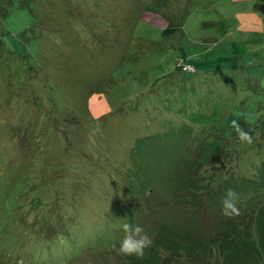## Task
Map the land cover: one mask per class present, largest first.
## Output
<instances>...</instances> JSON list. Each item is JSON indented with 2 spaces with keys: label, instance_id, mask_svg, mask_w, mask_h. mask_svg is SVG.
<instances>
[{
  "label": "rangeland",
  "instance_id": "rangeland-1",
  "mask_svg": "<svg viewBox=\"0 0 264 264\" xmlns=\"http://www.w3.org/2000/svg\"><path fill=\"white\" fill-rule=\"evenodd\" d=\"M0 35V264H136L224 228L259 245L249 207L189 212L179 185L241 182L264 155L231 128L264 121V0H0ZM126 222L152 239L141 259L117 254Z\"/></svg>",
  "mask_w": 264,
  "mask_h": 264
},
{
  "label": "trees",
  "instance_id": "trees-1",
  "mask_svg": "<svg viewBox=\"0 0 264 264\" xmlns=\"http://www.w3.org/2000/svg\"><path fill=\"white\" fill-rule=\"evenodd\" d=\"M174 32V29L167 28L164 34L171 35ZM2 46L3 40L0 35V52L2 51ZM223 48L224 52L232 51L230 47L224 46ZM228 57L230 56H227V58ZM211 58H216V56L210 55L209 58L206 57V59H208L207 61H210ZM187 66L188 62H184V64L181 65L182 72H196L197 69L195 70V68L193 70H185ZM250 132H253V135H257L258 138L255 136L253 139H258V147L262 146L264 149V121L259 122L256 127H253V131L251 130ZM260 159L259 165L253 168V172L236 170V175H233V177L230 176L229 181L237 176V178H242L241 182L235 181L233 184L231 181V183L227 182L226 185H223L227 179L223 181H221L222 179L218 180L220 177L223 178L224 176V174H219L220 171L210 176L209 179L201 178V176L200 178L194 177L192 175L193 172L190 171L191 173L188 174V178H184L186 184L180 182L181 184L179 185L180 188H186L190 184L193 185V189L189 186L190 189H188L184 196L182 195L184 200L182 199L181 201V204H184L189 212H194V210H198L203 206V203L201 204L199 201L206 200L208 197H212L215 194L223 199L228 189L235 190L239 197V207H243L244 209L249 207L252 213L248 216L255 222L256 227L259 226L256 233L259 245L254 241L256 236L254 229L248 231L249 235L253 236L251 239L239 236L236 230L233 231V229L225 228L223 231H218L215 237L216 239L212 238L209 241H201V239L187 240L184 235L175 233V236H169V238L161 241L163 248L160 247V243L151 247L149 254L143 258V260L136 261V264H204L208 262L210 256H212L215 261L217 260L219 264H236L235 262H237L238 258H242V254L244 253L257 260V256L261 255V251L264 250V155H260ZM196 166L199 169L202 168L201 162H198ZM226 169H228V167H226ZM216 180H218L217 186H215ZM244 181L251 182L254 185L251 190H247L240 195V188L247 185H244L245 183L243 184ZM232 220L235 221L236 219L234 218ZM234 221L232 226L236 223ZM163 253L166 254L163 255Z\"/></svg>",
  "mask_w": 264,
  "mask_h": 264
},
{
  "label": "clouds",
  "instance_id": "clouds-1",
  "mask_svg": "<svg viewBox=\"0 0 264 264\" xmlns=\"http://www.w3.org/2000/svg\"><path fill=\"white\" fill-rule=\"evenodd\" d=\"M255 14V13H253ZM231 128L236 133V139L241 145L251 146L253 136L250 131H246L237 120L231 121ZM219 167V165H216ZM238 194L233 189H228L222 200V214L225 217L233 218L240 214L238 204ZM122 230L125 233L124 238L120 242L117 254L122 256H134L141 259L147 248L151 247L152 239L144 232L139 225L133 227L130 223H123Z\"/></svg>",
  "mask_w": 264,
  "mask_h": 264
},
{
  "label": "built area",
  "instance_id": "built-area-1",
  "mask_svg": "<svg viewBox=\"0 0 264 264\" xmlns=\"http://www.w3.org/2000/svg\"><path fill=\"white\" fill-rule=\"evenodd\" d=\"M185 70H193L191 67L187 66L185 67Z\"/></svg>",
  "mask_w": 264,
  "mask_h": 264
}]
</instances>
